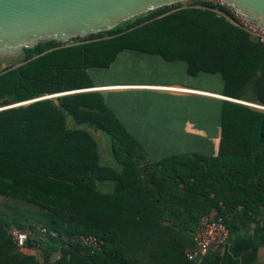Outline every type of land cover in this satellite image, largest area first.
I'll use <instances>...</instances> for the list:
<instances>
[{"label":"trees","instance_id":"trees-1","mask_svg":"<svg viewBox=\"0 0 264 264\" xmlns=\"http://www.w3.org/2000/svg\"><path fill=\"white\" fill-rule=\"evenodd\" d=\"M125 50L183 61L192 76L219 74L224 95L249 101L253 93L264 104V42L219 0L167 5L73 42L26 47L21 65L0 70V195L40 212L0 211V264H203L188 257L201 217L216 208L232 227L239 205L248 215L264 202V110L224 100L216 155L153 161L102 92H73L93 87L89 69L110 67ZM52 94L60 95L42 98ZM69 116L108 133L121 168L103 164L97 138ZM40 225L59 236L29 239L39 258L18 249L10 231ZM65 234H93L101 248Z\"/></svg>","mask_w":264,"mask_h":264},{"label":"crops","instance_id":"crops-1","mask_svg":"<svg viewBox=\"0 0 264 264\" xmlns=\"http://www.w3.org/2000/svg\"><path fill=\"white\" fill-rule=\"evenodd\" d=\"M146 58L134 57L130 63L145 66L144 71L149 77L158 73L164 78H129L130 80L103 82L93 80V87L73 92H102L106 103L125 126L146 147H155V156L151 158L153 161L175 153L216 155L221 140L224 100L237 101L264 110L260 107L264 104L252 101L253 93V99L249 101L224 95V81L219 74L202 73L192 76L183 61H167L160 56ZM193 77H199L200 81L195 83ZM155 131L168 133L155 137ZM166 149L168 154H160ZM261 198L264 200V194ZM208 214L217 217L218 210L212 208ZM246 214L244 205H239L232 211V234L229 243L199 257L198 260L203 264L264 263V202L255 213ZM249 215L254 217L249 218ZM30 251L40 258L38 249Z\"/></svg>","mask_w":264,"mask_h":264},{"label":"water","instance_id":"water-1","mask_svg":"<svg viewBox=\"0 0 264 264\" xmlns=\"http://www.w3.org/2000/svg\"><path fill=\"white\" fill-rule=\"evenodd\" d=\"M183 1L0 0V57L14 58L23 54L26 47L44 41L68 43L77 37L110 30L142 13ZM219 1L264 28V0ZM47 97L51 96L42 98Z\"/></svg>","mask_w":264,"mask_h":264},{"label":"rangeland","instance_id":"rangeland-1","mask_svg":"<svg viewBox=\"0 0 264 264\" xmlns=\"http://www.w3.org/2000/svg\"><path fill=\"white\" fill-rule=\"evenodd\" d=\"M197 0H185L183 3L185 5H188L190 3L196 2ZM222 3V1H220ZM225 4V3H222ZM74 40V39H73ZM73 40L69 42H73ZM68 42V43H69ZM24 53L18 56H15L14 58H9V57H0V70H2L5 67L8 66H19L23 63L24 61ZM137 59H147L146 57H158V56H153V55H148L144 53H139V52H134V51H125L121 52L117 59L115 60L114 63L108 68H102V67H93L89 69V73L94 81L97 82H103V81H118V80H147L149 78L153 79H160L164 78L163 76H160L158 73H153L151 77H149V74L145 72V66L136 64V63H130V61L133 58ZM209 77V75H208ZM212 77V76H211ZM130 78V79H129ZM195 79V80H194ZM200 78H194L193 81H200ZM212 79V78H209ZM209 82L211 80H208ZM207 81V82H208ZM208 82V83H209ZM214 82V80H213ZM196 83V82H195ZM52 97V96H51ZM52 98H57V96H53ZM20 103H16V105H19ZM26 104V103H25ZM13 104L12 106H14ZM5 108V107H1ZM0 108V109H1ZM68 124L72 127H78V126H85L87 127L97 138L99 146H100V151H101V158L103 164L107 165H113L117 168H121V165L115 160L113 156V150H112V138L111 136L95 127H90L88 125H78L74 118L72 116L68 117ZM165 133H168L167 131H155V137H161ZM150 158H152L154 155V149L155 147L149 146L146 147ZM160 148V147H158ZM157 149V148H156ZM169 151L168 149L164 150V152L160 154H168ZM100 188L105 191H111L114 183L112 181H104V182H99ZM0 211L5 212L9 214V216L13 217V215H19L18 211H24L27 214H35L39 213L40 209L32 204H28L26 202L18 201V200H13L11 198H7L5 196L0 195Z\"/></svg>","mask_w":264,"mask_h":264},{"label":"built area","instance_id":"built-area-1","mask_svg":"<svg viewBox=\"0 0 264 264\" xmlns=\"http://www.w3.org/2000/svg\"><path fill=\"white\" fill-rule=\"evenodd\" d=\"M237 15L239 18V24L258 41L264 42V28L256 22L246 20V18L240 14ZM260 107L264 109L263 105ZM10 234L18 249L30 250L35 249L34 247L29 248V239L31 237L43 239L48 234L59 236L57 231L49 230L43 225L37 226L36 230L14 227L11 229ZM194 234L195 248L188 253L190 259H198L199 257L207 255L211 251H216L226 246L230 241L232 230L231 227L226 224L223 217H213L209 214H205L201 217ZM62 238L66 241H74L84 246L98 249L101 248V243L98 237L93 234H65Z\"/></svg>","mask_w":264,"mask_h":264},{"label":"bare ground","instance_id":"bare-ground-1","mask_svg":"<svg viewBox=\"0 0 264 264\" xmlns=\"http://www.w3.org/2000/svg\"><path fill=\"white\" fill-rule=\"evenodd\" d=\"M54 95H56V94H54Z\"/></svg>","mask_w":264,"mask_h":264}]
</instances>
